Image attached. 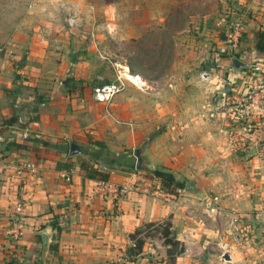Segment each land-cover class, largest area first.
<instances>
[{"label": "crops", "instance_id": "obj_1", "mask_svg": "<svg viewBox=\"0 0 264 264\" xmlns=\"http://www.w3.org/2000/svg\"><path fill=\"white\" fill-rule=\"evenodd\" d=\"M99 1L0 0V264H112L125 254L128 264H239L236 244L201 228V212L216 215L221 201L204 193L199 197L196 184L190 192L175 183L181 190L168 193L154 173L156 166L168 168L174 182L189 174L216 181L227 176L235 200L229 197L226 204L248 217H257L254 209L264 206V107L239 109L250 113L248 124L255 128L247 134L253 142L245 155L228 151L246 117L239 119L237 101L225 102L231 91H243V86L231 90L228 81L240 83L248 65L264 63L255 50L256 33L264 32V0L248 6L238 48L227 62L205 75V84L213 93L222 90V96L208 105L209 114L184 116L182 125L152 139L144 147L151 165L143 172L136 170L133 154L140 146L137 138L113 140L101 115L84 108V100L74 96V83L64 80L73 59L62 39L66 29L78 37L81 31L93 35L99 25L112 31V25L129 24L126 0ZM64 15L74 18L72 28L60 21ZM233 57L246 67L234 71ZM98 105L102 115L111 114L106 112L110 102ZM69 140L86 146L89 155L69 158ZM23 162L33 163L35 171L20 173ZM85 163L108 179H90ZM165 220L184 247L173 263L161 238H146L138 255L126 252L137 229Z\"/></svg>", "mask_w": 264, "mask_h": 264}, {"label": "rangeland", "instance_id": "obj_2", "mask_svg": "<svg viewBox=\"0 0 264 264\" xmlns=\"http://www.w3.org/2000/svg\"><path fill=\"white\" fill-rule=\"evenodd\" d=\"M253 4V0H126L128 25H112V31L106 25H99L95 27L94 36L81 31L76 37L77 33L71 29L64 31L62 39L64 44L69 42L68 49L73 56L65 75L69 77L64 80L74 83V96L79 101L84 100V108L101 115L100 120L108 127L107 134H113V140L118 141L123 136L137 138L140 146L145 147L173 125H182L180 121L184 116L194 119L197 114H209L208 105L222 96V90L213 93L205 84V75L211 73V69L220 68L223 60L227 62L233 54L221 42H226L228 28L234 20L249 18L248 6ZM72 19L64 15L60 21L66 28H72ZM239 80L240 83L228 81V87L240 89L243 81L242 78ZM103 84L121 86L120 92L109 101L111 109L106 111L111 112L109 116L101 114L102 108L94 100V88ZM236 92L228 93L225 102L231 103L238 98ZM125 104L129 107L125 108ZM243 110L238 111L239 119L244 116L246 119L239 121L241 126L238 134L235 133L238 139H231L228 151L249 155L253 141L247 134L255 128L248 124L250 113ZM155 170L165 177L171 172L157 166ZM206 177L202 174L181 175L178 181L172 180L169 185L162 180H157V185L175 194L177 189L181 190L177 183L182 184L184 190L185 184L192 181L200 191L199 197L203 193L208 199L216 196L221 201L219 213L202 211L201 228L205 226L211 232H220L226 242L236 244L237 263L264 264V206L254 209L257 217L239 213L235 207L226 204L232 194L227 189V176L218 178V181ZM199 183L201 185L197 186ZM213 206L210 204V208H206ZM236 234L241 237L235 238ZM156 238L160 239L159 236L153 239ZM232 247L229 245V249Z\"/></svg>", "mask_w": 264, "mask_h": 264}, {"label": "built area", "instance_id": "obj_3", "mask_svg": "<svg viewBox=\"0 0 264 264\" xmlns=\"http://www.w3.org/2000/svg\"><path fill=\"white\" fill-rule=\"evenodd\" d=\"M243 18L234 20V22L229 26L228 33L226 36V44L230 46L231 51H235L238 48V43L240 39V32L243 29ZM248 70L245 72V76L242 77L243 91L237 92L239 95L238 100H232V103L236 102L237 108L248 109V108H262L264 107V63H251L248 65ZM241 86V87H242ZM121 86L117 84H103L94 88V99L98 103H108L113 96L119 93ZM36 166L30 162H23L19 166V172L23 173L25 171H35ZM105 184H101V188L104 189ZM112 190V186L108 185ZM114 192L121 194L125 193L124 188H114ZM217 197L213 198V201L216 202ZM20 211V208L19 210ZM112 264H128V259L126 254L122 256L121 259L114 261Z\"/></svg>", "mask_w": 264, "mask_h": 264}, {"label": "trees", "instance_id": "obj_4", "mask_svg": "<svg viewBox=\"0 0 264 264\" xmlns=\"http://www.w3.org/2000/svg\"><path fill=\"white\" fill-rule=\"evenodd\" d=\"M255 50L262 54L264 58V32L258 31L256 33V42H255ZM110 162V160H109ZM84 169L88 172L87 176L90 179H96L100 181H106L108 179V174L100 172L97 168H95L94 164H83ZM154 175L160 180L164 181L166 185L172 182L169 176L165 177V174L160 172L154 173ZM173 184V183H172ZM163 189V188H162ZM165 191L169 192L168 188H164ZM159 236L163 244L168 246L167 256L168 261L173 263L175 261V257L182 254L184 251L183 245L176 240L172 231H171V223L169 220H165L162 222H154L145 225L143 228L137 229L133 234L130 235V240L132 241V246L129 247L126 252L129 255H138L141 253V249L144 244V240L149 237Z\"/></svg>", "mask_w": 264, "mask_h": 264}, {"label": "water", "instance_id": "obj_5", "mask_svg": "<svg viewBox=\"0 0 264 264\" xmlns=\"http://www.w3.org/2000/svg\"><path fill=\"white\" fill-rule=\"evenodd\" d=\"M231 66L234 71L242 70L246 67L245 64L239 62L235 57L231 59ZM135 158H136V170L139 172H143L147 170V164L144 157V147L139 146L135 148L133 152ZM89 155V149L81 144L76 143L73 140H69V158L78 157V156H88ZM194 184L192 181H188L186 183V191H193ZM47 239L44 237V242L46 243ZM223 259L225 261H229L230 257L225 254L223 256Z\"/></svg>", "mask_w": 264, "mask_h": 264}, {"label": "bare ground", "instance_id": "obj_6", "mask_svg": "<svg viewBox=\"0 0 264 264\" xmlns=\"http://www.w3.org/2000/svg\"><path fill=\"white\" fill-rule=\"evenodd\" d=\"M127 78L132 79L130 76H127ZM141 84L143 85V82H141Z\"/></svg>", "mask_w": 264, "mask_h": 264}]
</instances>
